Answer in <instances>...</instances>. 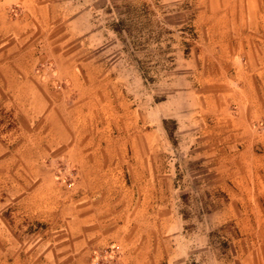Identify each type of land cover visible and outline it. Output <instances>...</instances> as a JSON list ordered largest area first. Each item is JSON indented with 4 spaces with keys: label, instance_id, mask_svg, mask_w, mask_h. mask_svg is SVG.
<instances>
[{
    "label": "rangeland",
    "instance_id": "rangeland-1",
    "mask_svg": "<svg viewBox=\"0 0 264 264\" xmlns=\"http://www.w3.org/2000/svg\"><path fill=\"white\" fill-rule=\"evenodd\" d=\"M24 12L21 3L0 0V264H44L47 252L59 253L46 238L65 234L28 210L32 181L11 174H51L70 191L81 170L149 174L150 207L138 217L147 225L142 235L163 233L161 264L264 263V242L235 220L258 213L264 220V200H256L258 212L225 210L226 186L233 187L227 174H264V122L242 124L244 137L233 146L226 131L230 147H220L216 128L235 121L238 109L225 94L209 98L221 86L234 92L236 75H251L264 104V0L74 1L56 36L22 21ZM64 60L81 88L60 75ZM248 137L257 143L243 146ZM88 139L101 147L121 141L126 153L82 163L74 151ZM220 150L236 153V164L218 162ZM114 214L103 219L114 224ZM63 218L73 220V212ZM119 254L110 245L94 264H114Z\"/></svg>",
    "mask_w": 264,
    "mask_h": 264
},
{
    "label": "crops",
    "instance_id": "crops-1",
    "mask_svg": "<svg viewBox=\"0 0 264 264\" xmlns=\"http://www.w3.org/2000/svg\"><path fill=\"white\" fill-rule=\"evenodd\" d=\"M15 1L21 3L25 11L22 21L26 23L27 19L34 20L37 25L41 26L40 34L56 36L59 33H63V18L67 19L68 17L63 14L62 10L67 11V5H71L74 1L78 3H94L97 0ZM138 1L149 2L150 0ZM87 8L85 7L83 10H89ZM80 65L85 68L83 74L90 73V71H86L88 63L81 62ZM61 66H64V69L60 75L68 77L76 83V87L81 88L77 75L71 69L73 66L72 62L64 60ZM105 81L107 79H101V82ZM233 81L235 83L234 92L227 93V86H221L217 92L214 91L212 95H209V98L213 99L218 95V99L222 100L225 94L226 97L233 99L237 106L238 113L234 119L235 121L227 124V127L219 125L216 128L218 134H221L219 139H225V132L230 133L229 131H232L231 134L235 138L231 141L230 146H233L235 139L244 137L242 132L245 130L240 132L242 124L264 122V104L252 82L251 75H236ZM83 90L87 91L88 89L83 88ZM112 91L114 95L117 93L115 88H112ZM84 93L87 94V92ZM83 106L86 105L81 107L84 108ZM80 112L82 113L83 111ZM97 124L98 122H95L87 129L93 131L94 128L96 129ZM83 128L86 129L85 126ZM223 139L220 147L229 148L230 146ZM246 140L248 142L243 144L245 147H250L257 143V140H253L251 137ZM259 141L264 145V136ZM223 150L219 151L217 161L230 164L235 162L233 163L235 165L236 161H233V156L236 153L232 151L229 152L230 154H226L223 153ZM74 152L82 163L86 161L93 164L99 163L101 162L100 156H103V163H107L116 152L118 156H124L126 144L121 141L107 139L104 146L101 147L100 141L88 139L79 142ZM41 171L43 170L40 169ZM103 172V174H98L95 170H81L79 174H74L75 182L69 188L70 191L64 184L56 182L51 174H11V177L14 176L16 178L17 176V179L24 180L26 178L32 181L31 186L27 190V199L23 201L28 205V210L34 213H42L48 219L45 222L48 223L50 230L56 227L61 228L65 232V234L46 238L50 242L59 243V253L52 254V251L47 252L45 254L47 262L44 264H94L98 253L110 245H115L120 250L118 259L114 264H161L167 257L162 231L156 229V233L151 232L150 235L147 234L146 230H144L145 234L143 235L140 232L141 228H145L147 225L145 219L144 221L140 219L138 214L149 209V200L151 198L148 195L153 191L151 187H148L149 174H108L109 171L107 170ZM226 176L232 179L233 187L231 189L224 183L220 184V187L226 186V190L229 189L227 193L231 199L225 210L228 212L233 210L258 212L256 200H264V181H261L262 178L264 179V174L262 177L260 174L251 173L242 174L241 176H238V174H227ZM154 192L156 195L161 192L157 185L154 186ZM134 193L138 195V199L134 206L136 213L131 218L126 215V212H130L133 208ZM248 201L251 202L249 203ZM151 207H155L157 210L159 206L155 202L152 203ZM109 210L116 211L114 217L117 221L114 224L107 223L106 218L103 219ZM67 211L73 212V220L63 218ZM226 216L236 218L234 214H229L228 216L226 213ZM246 216L242 215L239 219H235L237 220V225L241 228H251L250 233L255 237V241L264 242V220L259 217V213L258 215H253L252 218H249L248 215ZM15 255L13 257L16 259L20 256L19 253Z\"/></svg>",
    "mask_w": 264,
    "mask_h": 264
}]
</instances>
